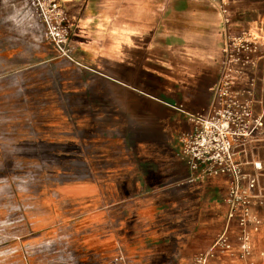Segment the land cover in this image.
<instances>
[{
  "label": "crops",
  "instance_id": "crops-1",
  "mask_svg": "<svg viewBox=\"0 0 264 264\" xmlns=\"http://www.w3.org/2000/svg\"><path fill=\"white\" fill-rule=\"evenodd\" d=\"M59 8L71 34L70 52L82 64L73 67L79 77L76 83L69 80V104L81 107L74 111L85 130L95 123L96 137L124 145L101 147L96 165L101 174L62 183L53 199L95 203L99 264H191L224 226L230 178L187 181L180 137L193 128L187 113L209 109L225 34L260 33L264 0H59ZM261 42L254 65L232 85L262 122L251 139L234 145L242 171L257 176L258 195H264ZM261 199H251L259 219L251 234L256 264H264ZM43 222L33 221L32 229ZM237 232L232 223L234 252L239 250ZM211 264L245 263L217 256Z\"/></svg>",
  "mask_w": 264,
  "mask_h": 264
},
{
  "label": "rangeland",
  "instance_id": "rangeland-1",
  "mask_svg": "<svg viewBox=\"0 0 264 264\" xmlns=\"http://www.w3.org/2000/svg\"><path fill=\"white\" fill-rule=\"evenodd\" d=\"M47 2L0 0V264H99L95 203L54 193L99 176L97 151L124 142L96 137L95 123L85 130L81 107L69 104L81 63L51 42ZM37 219L44 222L32 229Z\"/></svg>",
  "mask_w": 264,
  "mask_h": 264
},
{
  "label": "built area",
  "instance_id": "built-area-1",
  "mask_svg": "<svg viewBox=\"0 0 264 264\" xmlns=\"http://www.w3.org/2000/svg\"><path fill=\"white\" fill-rule=\"evenodd\" d=\"M221 10L226 12L222 5ZM41 14L53 45L63 56L72 60L69 27L59 8V0H48L46 6L41 8ZM224 20L227 22L226 18ZM259 31L258 34L247 31L239 35L225 34L219 76L209 109L205 113H187L193 128L180 137V154L190 171L187 181L195 182L219 175L230 178L224 226L211 245L193 257L191 264H211V260L217 256L237 257L245 264H256L253 261L251 234L258 230L259 219L252 212L251 199L261 197L259 203L264 204V195L254 193L258 185L257 176L242 171L234 145L238 141L251 139L262 122L260 117L253 115L249 101L241 99L232 90V85L248 65H254L253 55L262 46L264 27H260ZM254 167L260 168V164L254 163ZM232 223L238 229L235 235L238 252H234L230 236Z\"/></svg>",
  "mask_w": 264,
  "mask_h": 264
}]
</instances>
